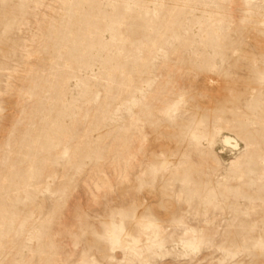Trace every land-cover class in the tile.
<instances>
[{
    "label": "rangeland",
    "instance_id": "1",
    "mask_svg": "<svg viewBox=\"0 0 264 264\" xmlns=\"http://www.w3.org/2000/svg\"><path fill=\"white\" fill-rule=\"evenodd\" d=\"M0 264H264V0H0Z\"/></svg>",
    "mask_w": 264,
    "mask_h": 264
},
{
    "label": "bare ground",
    "instance_id": "2",
    "mask_svg": "<svg viewBox=\"0 0 264 264\" xmlns=\"http://www.w3.org/2000/svg\"><path fill=\"white\" fill-rule=\"evenodd\" d=\"M227 142L230 143L229 140Z\"/></svg>",
    "mask_w": 264,
    "mask_h": 264
}]
</instances>
